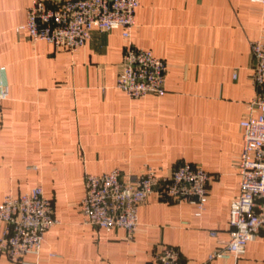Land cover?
Segmentation results:
<instances>
[{
  "label": "crops",
  "instance_id": "obj_1",
  "mask_svg": "<svg viewBox=\"0 0 264 264\" xmlns=\"http://www.w3.org/2000/svg\"><path fill=\"white\" fill-rule=\"evenodd\" d=\"M31 4L0 0V68L9 84L0 104V203L40 186L59 223L38 255L16 263L0 253V264H157L165 247L188 264H264V235L241 259L208 261L230 239L240 193V124L256 94L251 42L264 35V0H141L129 40L120 29L95 30L78 51L19 30ZM129 42L166 61L164 96L131 99L117 88ZM183 162L213 176L201 216L190 202L155 192L133 239L83 224L87 174L151 168L164 176Z\"/></svg>",
  "mask_w": 264,
  "mask_h": 264
},
{
  "label": "built area",
  "instance_id": "obj_2",
  "mask_svg": "<svg viewBox=\"0 0 264 264\" xmlns=\"http://www.w3.org/2000/svg\"><path fill=\"white\" fill-rule=\"evenodd\" d=\"M141 0H32L25 30L33 42L45 41L56 49L78 51L95 30L120 29L129 40ZM251 78L256 90L241 121L243 149L238 171L240 193L231 202L230 239L221 243L208 261L241 259L249 242L264 235V35L251 42ZM167 63L150 50L129 42L117 88L131 99L166 93ZM9 99L6 67L0 68V104ZM213 176L200 165L183 162L170 174L159 176L149 168L140 176L120 169L102 175L87 174L79 204L84 225L98 229H124L133 239L139 227L140 208L155 192L177 202L188 201L201 216L207 208ZM0 253L16 263L28 254L38 255L47 231L59 221L53 201L37 186L19 196L7 195L0 203ZM186 224V223H185ZM216 236V232H212ZM157 264H188L173 247L160 249Z\"/></svg>",
  "mask_w": 264,
  "mask_h": 264
}]
</instances>
